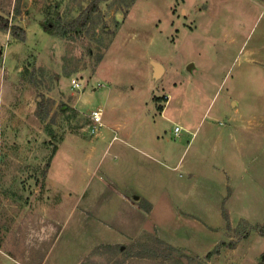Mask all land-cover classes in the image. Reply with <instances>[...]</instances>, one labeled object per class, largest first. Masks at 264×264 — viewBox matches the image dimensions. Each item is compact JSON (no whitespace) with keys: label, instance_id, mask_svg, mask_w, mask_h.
Returning a JSON list of instances; mask_svg holds the SVG:
<instances>
[{"label":"rangeland","instance_id":"rangeland-1","mask_svg":"<svg viewBox=\"0 0 264 264\" xmlns=\"http://www.w3.org/2000/svg\"><path fill=\"white\" fill-rule=\"evenodd\" d=\"M92 1L0 0V264H264V0Z\"/></svg>","mask_w":264,"mask_h":264},{"label":"trees","instance_id":"trees-1","mask_svg":"<svg viewBox=\"0 0 264 264\" xmlns=\"http://www.w3.org/2000/svg\"><path fill=\"white\" fill-rule=\"evenodd\" d=\"M107 1H109V0H93L87 9L86 18L84 20H82V22H79V18L76 19V21L72 25V30L65 28V27L58 26L57 17L50 15V14L45 16L43 19H41L40 24H41L43 30L49 34L59 35V36H62L64 38H66V37L70 38L71 35L73 34V31H75L74 33H76V32L79 33L80 31L78 29L85 28L87 26V24L89 23V21L91 20V15L94 14L95 12H98L99 4L101 2H107ZM45 12L47 14L48 10H44V13ZM0 30H5V31L10 30L11 34H12V39H13L12 41L13 42H25L27 39L26 30L23 27H20L17 25L10 26L9 21L7 19H5L1 14H0ZM158 109L160 111H163L164 108L162 106H159ZM38 115L40 116V118L43 121L47 120V116H44V114L38 113ZM47 131H48V133H50L52 136L55 137V133L53 132V128H52V125L50 123L48 125ZM46 174H47V170H45L43 172V180L46 178ZM226 218L228 219L227 215H226ZM251 230L256 231L257 233H259L261 236L264 237V226H255V227L251 228ZM157 239H158L157 241L160 244L167 245L169 247V249H171V250L173 249L171 245L167 244L166 242H164L160 238H157ZM222 246H225V244L222 243V244H219L218 246H216V248L213 251H211L207 254V257L209 258L213 254L219 253V250ZM231 246H233V245H231Z\"/></svg>","mask_w":264,"mask_h":264},{"label":"built area","instance_id":"built-area-1","mask_svg":"<svg viewBox=\"0 0 264 264\" xmlns=\"http://www.w3.org/2000/svg\"><path fill=\"white\" fill-rule=\"evenodd\" d=\"M83 81L77 80V79H73V86L75 88H80V83ZM83 89V88H82ZM91 120L93 121V123L96 126H101L103 123V112L101 110H95L92 112L91 114ZM176 131H179V128L176 127Z\"/></svg>","mask_w":264,"mask_h":264},{"label":"crops","instance_id":"crops-1","mask_svg":"<svg viewBox=\"0 0 264 264\" xmlns=\"http://www.w3.org/2000/svg\"><path fill=\"white\" fill-rule=\"evenodd\" d=\"M163 66V65H162ZM164 69V68H163ZM67 191V190H66ZM153 208V207H152ZM62 210L64 212L68 211V192H64L63 195V199L60 201L59 203V208H58V212L56 213V215L62 212ZM152 212V210H151Z\"/></svg>","mask_w":264,"mask_h":264},{"label":"bare ground","instance_id":"bare-ground-1","mask_svg":"<svg viewBox=\"0 0 264 264\" xmlns=\"http://www.w3.org/2000/svg\"><path fill=\"white\" fill-rule=\"evenodd\" d=\"M156 65H157V67H158L159 70H161V71L163 70L162 66L159 63H156Z\"/></svg>","mask_w":264,"mask_h":264},{"label":"water","instance_id":"water-1","mask_svg":"<svg viewBox=\"0 0 264 264\" xmlns=\"http://www.w3.org/2000/svg\"><path fill=\"white\" fill-rule=\"evenodd\" d=\"M184 262H186V260H184Z\"/></svg>","mask_w":264,"mask_h":264}]
</instances>
